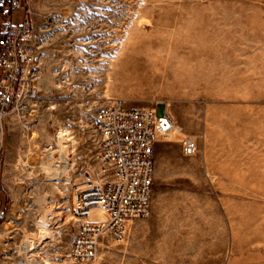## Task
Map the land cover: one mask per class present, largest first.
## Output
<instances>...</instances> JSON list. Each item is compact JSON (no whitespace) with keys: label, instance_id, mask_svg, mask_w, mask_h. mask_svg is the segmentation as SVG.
Returning <instances> with one entry per match:
<instances>
[{"label":"rangeland","instance_id":"rangeland-1","mask_svg":"<svg viewBox=\"0 0 264 264\" xmlns=\"http://www.w3.org/2000/svg\"><path fill=\"white\" fill-rule=\"evenodd\" d=\"M32 8L40 93L9 121L0 232L11 230L0 233V264H141L126 250L145 251L147 264H264V0ZM108 99L158 105V115L169 106L175 127L156 144L150 214L79 262L68 256L79 227L72 199L97 148L94 110ZM186 136L198 141L195 156L182 153ZM60 146L65 170L49 175L43 165L59 164L50 155ZM164 240L182 247L167 253Z\"/></svg>","mask_w":264,"mask_h":264},{"label":"built area","instance_id":"built-area-1","mask_svg":"<svg viewBox=\"0 0 264 264\" xmlns=\"http://www.w3.org/2000/svg\"><path fill=\"white\" fill-rule=\"evenodd\" d=\"M36 1L0 0V222L9 209L3 195L9 121L31 109L40 93L42 57L33 39L32 19ZM16 13L21 16L17 23ZM157 107L108 99L95 108L92 128L97 148L73 207L79 227L68 252L71 259H95L102 238L123 240L131 219L150 214L156 144L175 127L167 106L163 115L157 114ZM198 151L197 139L186 136L183 155L195 156ZM95 207L103 210V219H89Z\"/></svg>","mask_w":264,"mask_h":264},{"label":"bare ground","instance_id":"bare-ground-1","mask_svg":"<svg viewBox=\"0 0 264 264\" xmlns=\"http://www.w3.org/2000/svg\"><path fill=\"white\" fill-rule=\"evenodd\" d=\"M122 45H123V38L120 40V43L118 44V47L119 48H122ZM118 49V48H117ZM146 54V53H145ZM153 59V58H152ZM121 60H123V59H121ZM120 60V61H121ZM111 61H115V58L114 57H112L111 58ZM131 61H134V60H131ZM118 63H120V62H118ZM119 67V65L118 66H116V67H114V70H117V68ZM115 72V71H114ZM45 77V76H44ZM50 77V76H49ZM208 77V76H207ZM46 78V80H44V82L46 81V82H48L49 84H50V81L49 80H51V79H49L48 77H45ZM44 78V79H45ZM213 78V77H212ZM52 81V80H51ZM53 83V82H52ZM168 113H170L171 114V109H170V107L168 106ZM51 137V136H50ZM170 138V137H169ZM48 139V138H47ZM34 141V140H33ZM30 143V142H29ZM66 147L67 146H60L59 147V149H57V150H55L51 155H50V157H51V159H53L54 160V162L55 161H58L59 162V164H42L44 167H45V169L47 170V173L49 174V175H60V172H63L64 170H65V167H66V160H65V157H66ZM67 151H68V149H67ZM52 152V151H51ZM50 152V153H51ZM29 158V157H28ZM30 160H32V159H30ZM43 160V159H42ZM53 162V163H54ZM42 163V162H41ZM28 164V163H27ZM26 164V165H27ZM32 164V163H31ZM32 166H34V165H32ZM66 170H67V168H66ZM65 173V172H64ZM68 173V172H67ZM35 174H36V172H35ZM63 175V174H62ZM52 177V176H51ZM78 187V186H77ZM83 187V186H82ZM81 186L80 187H78L77 189H76V191H75V194H74V196H73V203L75 204L76 203V201H77V195H78V190L80 189V188H82ZM104 218V212H103V210L101 209V208H98V207H95L93 210H92V213H91V215H90V217H89V219H94V220H96V219H103ZM11 223V222H10ZM11 230V227H10V225L9 226H5L4 225V227H3V229H2V231L0 232L1 234H7L9 231ZM32 264V263H31Z\"/></svg>","mask_w":264,"mask_h":264},{"label":"crops","instance_id":"crops-1","mask_svg":"<svg viewBox=\"0 0 264 264\" xmlns=\"http://www.w3.org/2000/svg\"><path fill=\"white\" fill-rule=\"evenodd\" d=\"M5 202L7 203V200L5 199ZM166 243L165 246V252L167 253H171V251H175L176 249H180V247H182V245H178L176 243H174L173 241L171 240H164ZM110 253H113V254H120L119 252H111V251H108L107 254H110ZM124 255L123 257L125 258H130L133 261H136V263H141V264H147V260L146 259V255H145V251L143 250H126L123 252ZM116 257H121V255H116Z\"/></svg>","mask_w":264,"mask_h":264}]
</instances>
